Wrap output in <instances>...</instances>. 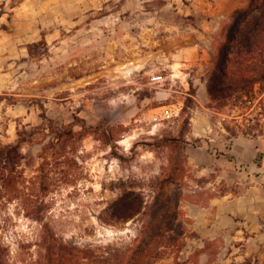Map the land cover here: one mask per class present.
I'll list each match as a JSON object with an SVG mask.
<instances>
[{"label":"rangeland","instance_id":"374dc122","mask_svg":"<svg viewBox=\"0 0 264 264\" xmlns=\"http://www.w3.org/2000/svg\"><path fill=\"white\" fill-rule=\"evenodd\" d=\"M248 2L0 0L2 264L129 244L159 199L183 231L155 264H264V82L208 92Z\"/></svg>","mask_w":264,"mask_h":264},{"label":"trees","instance_id":"16d2710c","mask_svg":"<svg viewBox=\"0 0 264 264\" xmlns=\"http://www.w3.org/2000/svg\"><path fill=\"white\" fill-rule=\"evenodd\" d=\"M229 45L224 54L220 56L217 71L221 74V81L231 79L229 85L221 87L219 85L208 86L211 98H228L231 93L247 92L249 88L255 90L256 83L264 82V0H249L246 5L234 11L232 19V29L228 34ZM231 43L239 44L234 58L228 55L230 48H234ZM42 47V51H48V44L45 38L39 42L28 45L31 56H36V47ZM231 46V47H230ZM237 56V57H236ZM219 81V80H218ZM230 93V94H229ZM250 93V92H248ZM182 138L166 137L161 140L162 144L175 145L183 148L186 143ZM13 148V147H9ZM228 157V155H225ZM258 158H255V161ZM176 184L174 175L158 181L156 188L159 195L164 189ZM179 206L166 205L162 200L154 201L151 205L144 207V210L136 211L133 215L149 214V220L143 222L142 235L137 236L131 243L117 247L108 244L102 253H96L95 249L77 248L76 246L56 245V255L50 256L46 261L39 264H155L161 261L165 253L157 250L168 246L180 249V234L183 231L182 223H178ZM47 257V256H46ZM1 258V255H0ZM0 264H2L0 262Z\"/></svg>","mask_w":264,"mask_h":264},{"label":"crops","instance_id":"0c3cea01","mask_svg":"<svg viewBox=\"0 0 264 264\" xmlns=\"http://www.w3.org/2000/svg\"><path fill=\"white\" fill-rule=\"evenodd\" d=\"M201 46H203L201 43L195 42L194 46H192L191 48H189V49H190L189 52H193L194 50H196L197 55L203 57V56H204V54H203L204 49L201 48ZM201 49H202V50H201ZM182 52H183V51H182ZM179 53H180V51H178V53H176L175 55H179ZM181 64H182V65H185V63H182V62H181ZM173 65H175V64L172 63V66H173Z\"/></svg>","mask_w":264,"mask_h":264},{"label":"built area","instance_id":"2783aa9c","mask_svg":"<svg viewBox=\"0 0 264 264\" xmlns=\"http://www.w3.org/2000/svg\"><path fill=\"white\" fill-rule=\"evenodd\" d=\"M157 77H153V79L155 80ZM166 114H167V116H169V114H170V111L169 110H167L166 111Z\"/></svg>","mask_w":264,"mask_h":264}]
</instances>
